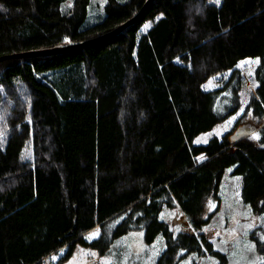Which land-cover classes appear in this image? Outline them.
<instances>
[{"label":"trees","instance_id":"1","mask_svg":"<svg viewBox=\"0 0 264 264\" xmlns=\"http://www.w3.org/2000/svg\"><path fill=\"white\" fill-rule=\"evenodd\" d=\"M68 1L0 0V58L99 39L149 0H107L105 18L91 26L92 0L64 8ZM247 58L260 65L245 113L222 137L196 144L242 108L236 66ZM229 71L221 87L205 89ZM248 115L254 128L240 133ZM2 129L9 132L0 143V264H43L66 248L65 263L78 244L107 255L138 230L148 244L166 239L158 264L180 250L227 264L205 235L176 233L162 214L177 207L200 231L228 169L243 178L244 202L264 213V0H155L98 43L2 60ZM97 228L100 237L88 241ZM256 251L264 257V241Z\"/></svg>","mask_w":264,"mask_h":264},{"label":"rangeland","instance_id":"2","mask_svg":"<svg viewBox=\"0 0 264 264\" xmlns=\"http://www.w3.org/2000/svg\"><path fill=\"white\" fill-rule=\"evenodd\" d=\"M72 0H69L66 5L72 6ZM107 0H92L88 19L85 26H91L101 22L105 18V5ZM152 23H146L141 33H145L151 27ZM260 65V58H247L240 61L236 66L242 73V105L238 113L227 119L225 122L218 124L209 133H202L196 139V144H206L211 138L218 136L222 137L225 132L232 130L238 119L245 113V107L249 104L251 92H254L258 86L256 79V70ZM47 77L55 76L52 73L47 74ZM232 75V71L224 75L212 77L205 84L206 90H214L221 87L226 80ZM252 115L243 118L244 125L238 131L245 132L253 130L251 123ZM239 123L236 125L238 126ZM235 126V127H236ZM8 130L0 131V143L3 141ZM33 143L29 141L25 150L24 158H33ZM201 157L203 159H201ZM199 161L206 160L204 155L198 158ZM232 169L225 172V176L220 185L221 189L218 192V197L208 199L204 217H211L209 222L203 225L200 231L190 227L186 217L177 208L165 210L163 218L170 224L172 231L186 234H203L206 240L211 243L213 251L223 253L228 257L227 264H264V257L257 250V241H264V213H257L253 208L244 202L242 197V176L232 175ZM213 214V215H211ZM256 235V238H252ZM88 241H95L100 237V232L94 229L86 234ZM166 239L159 235L152 243H146L145 231H131L125 236L113 242L111 249L107 255H102L97 249L86 247L78 244L71 259L65 263L60 262V257L66 253V248L61 249L56 254L44 258L43 264H158L161 254L166 250ZM183 250L178 253L179 257H175L172 263L163 264H219L220 258L217 255L207 253L200 255L191 253L185 256H180Z\"/></svg>","mask_w":264,"mask_h":264},{"label":"water","instance_id":"3","mask_svg":"<svg viewBox=\"0 0 264 264\" xmlns=\"http://www.w3.org/2000/svg\"><path fill=\"white\" fill-rule=\"evenodd\" d=\"M155 0H149L144 8L142 9L141 13L139 14V16L137 15L136 17L132 18V20L128 21L126 24H124L123 26H121L119 29L113 31V33L111 32L110 34L101 37L99 39L96 40H92L86 43H82L80 45H72V46H68V47H56L54 49H48V50H41V51H33V52H28V53H22V54H14V55H9V56H5V57H1L0 61L5 60V59H9V58H23V57H31V56H39V55H49V54H57V53H63V52H67V51H73V50H77V49H82L85 46L87 47L88 45H92L95 43H98L100 41H103L105 39H108L109 37H112L118 33H121V31H123L124 29L126 30V28L132 24H134L135 22H137L139 20V17H141L143 15V13L150 7V4L153 3Z\"/></svg>","mask_w":264,"mask_h":264},{"label":"snow or ice","instance_id":"4","mask_svg":"<svg viewBox=\"0 0 264 264\" xmlns=\"http://www.w3.org/2000/svg\"><path fill=\"white\" fill-rule=\"evenodd\" d=\"M214 2L217 3V4H219L220 3V0H214ZM201 159H203V158L201 157Z\"/></svg>","mask_w":264,"mask_h":264}]
</instances>
